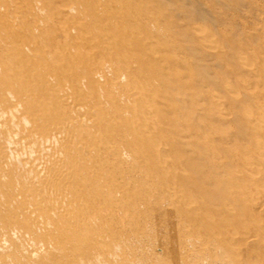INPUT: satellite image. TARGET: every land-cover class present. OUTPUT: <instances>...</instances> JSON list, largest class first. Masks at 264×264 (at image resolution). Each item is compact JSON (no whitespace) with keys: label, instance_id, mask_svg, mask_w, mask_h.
I'll return each mask as SVG.
<instances>
[{"label":"rangeland","instance_id":"rangeland-1","mask_svg":"<svg viewBox=\"0 0 264 264\" xmlns=\"http://www.w3.org/2000/svg\"><path fill=\"white\" fill-rule=\"evenodd\" d=\"M139 1L0 0V80L9 85L14 80L12 73L16 78L23 73L21 77L28 81H17L19 84L10 90L14 95L28 94L34 109L53 104L50 93L55 81L61 97L67 89V100L75 96L85 107L99 110L96 118L102 117L111 126L110 130L103 129L105 137L110 134L111 143H118L115 131H128V127L114 119L126 108L128 113L139 114V110L118 97L127 88L129 76L111 59L115 57L112 50H122L118 56L131 60L133 73L143 81L154 71L170 75L165 87L155 94L135 88L139 96H156L153 103L146 101L149 108H154L157 100L174 106L170 99L179 97L178 122L172 109L157 112L163 124L157 122L154 127L164 136L157 153L149 142L147 147L144 142L139 144L146 137L150 139L143 129L150 131L151 124L150 129L140 127L139 115L124 114L133 124L129 139L142 152L131 153L128 171L123 173L128 186L125 197L131 206L126 204V214L124 210L119 212L123 219L116 220L111 230L100 233V249L111 253L103 264H157L159 257L162 264H264V120L251 129L240 118L241 101L256 105L252 110L264 115V0H149L161 19L150 17L153 9ZM142 25L148 30L145 33ZM201 32L206 40L200 37ZM146 41L150 43L146 45ZM118 42L123 45L118 46ZM83 74L88 78L79 85L78 78ZM111 99L122 106L113 107ZM172 138L180 140L174 144ZM111 143L107 145L111 147ZM209 153L215 158H209ZM112 169L119 172L122 168ZM187 177L200 181L208 194H221L223 199L203 202L194 186L182 193ZM16 187L15 191L19 184ZM8 192V184L0 182V195L5 197L0 198V264H26L30 260L29 264H82L78 260L82 254L70 242L46 239L40 222L31 225L26 219L28 211L18 217L16 210L21 207ZM202 202L207 204V222H191L170 211L193 209ZM156 203L163 209H157ZM200 225L212 226L206 239L198 230ZM121 237L125 241L118 246L115 242ZM212 238L217 246L207 242ZM48 241L52 249L59 246L62 252H53L46 246Z\"/></svg>","mask_w":264,"mask_h":264},{"label":"bare ground","instance_id":"bare-ground-1","mask_svg":"<svg viewBox=\"0 0 264 264\" xmlns=\"http://www.w3.org/2000/svg\"><path fill=\"white\" fill-rule=\"evenodd\" d=\"M148 1L149 0H140L139 3L140 4L143 3L144 5L149 6L154 11V6L149 4ZM113 4L115 3L113 2ZM153 11L150 12L148 15L152 18H160V15L156 11L154 12ZM140 29L144 33L145 31H148L146 27L143 25L140 26ZM197 31L200 33V30H197ZM203 34L204 33L201 32L200 37L206 40V37H203ZM165 35L166 34H164V36ZM118 43H119L118 46L123 45V42H118ZM147 43H150V42L146 41V45ZM209 46L212 47L211 45ZM120 51L112 50V52L114 53L113 55L115 57H112L111 59L120 64V66L123 68L122 70H124L128 74L129 81L126 84L127 88L125 89L124 93L121 94V92H123L121 91L119 93L121 94V96L120 95L119 96L116 95V96L121 98V100H123L125 104H127V106L133 103L134 107L139 110V114H136L135 112L128 113L129 112L127 111L128 108H126L125 112L126 114H128V116L132 115V117L139 115L140 116L139 121L141 123L139 124L140 127L148 126L149 128L150 126L149 124H151L150 128L153 127L151 129L153 131L151 130L148 131V129H143V131L146 132L149 135V137L151 136L150 139H147L146 137L145 140L144 141L141 140L140 141L141 143L139 144L142 145V143L144 142V146L147 147L148 144L150 143L151 145H153L152 149L155 150V152L157 153L159 149L156 147L158 143L160 142V140L162 141L164 139L163 138L164 136L161 135V133L157 131L158 129L154 127L157 122L158 124L162 123L161 122L162 118L158 120L159 115L157 114V112L159 113L160 109L164 110V108H166L165 111L170 109L169 112H171V109H172V111L174 110L173 113L175 115L176 121L178 120V118L180 119V116H181L179 112L180 110H178L179 115L177 114V109L180 108V106L179 108L177 106L179 97L177 98L173 97L172 99H170V101L174 103V106H171L170 104L162 103L159 100H157L154 108H149L148 104H146V101L152 100V103H153L154 100H156V96L153 94L150 95L149 93L147 94L143 93L142 95L139 96V93L136 92V89L140 87L141 89H147L148 92L152 91L155 94L158 91L162 90L163 87H165L166 82L168 81V77L170 78V75L167 76L165 74H158L156 73V71H154L152 73L150 72L149 77H145V81H143L140 75L138 76L136 73H133L134 67H132L131 65L132 64L131 60H126L118 56V54H120ZM156 53L157 52H155L154 54ZM241 58L245 59L243 57ZM160 61L161 60H159V62ZM12 74L14 75V78H13L14 80L10 81L9 85H5L4 83L5 81L0 80V182H3L4 184H8L9 192L11 193L10 195L14 198V202L16 201V203L20 205L21 207L20 211L16 210L18 212L17 213L18 217L19 215L24 214L26 211H28L30 214L27 215L26 219L30 220L31 225L32 223L34 224L35 222L37 223L40 222L45 228V230L42 229V231L44 232L46 239H49V240L53 239L54 241H57V242L60 240L63 242L67 241L68 243L70 242L72 246L74 247V250L78 251L80 253L79 255L82 254V257L78 259L82 264H103L104 260L109 258L111 253L110 251L108 252L104 249H100L102 248V246H99L100 244L99 239L102 237L100 233L107 231L109 229L111 230V227H113L116 220L123 219L119 215L120 214L119 212H122L124 210V212L122 213L126 214L127 209H128L126 204L131 206L130 200H128L125 197L127 194L126 187L128 186L126 184L127 177L126 175L124 176L123 173H126L128 171V168H129L128 159L131 157V153L135 152V153L141 154L140 152H142L139 148L137 149L135 144L132 143V141H130L129 139L130 135H132L131 132L133 131V126H132L133 124L130 122L131 119L130 118L127 119L124 117L125 112L124 114L123 113L121 114V117L119 116V114L117 115L118 118L114 119L115 122L118 125L122 123L125 124L128 127V128L126 127L128 131L125 130L124 128L122 129L119 128L120 131H115V134H114V136H117L118 138V143L116 142L111 143V141H113L111 135L109 134L108 138L105 137L106 136L105 130H103L107 128L110 130L111 126H109L105 121H102V117L96 118L95 115H98V112L100 114L99 110L97 111L96 109H92V106L85 107L84 104H80L75 99V96L71 97L70 100H67L66 99V95L68 93L67 89L64 90L66 92H64V96L61 97L56 92V87L58 86L56 85L57 83L55 81H53L54 86L51 89L52 93H50L53 104H50L49 107H43L39 105L40 107H36V109H34L32 105L33 103L30 102V98L28 94L20 95L18 93L14 95L12 94L13 91L10 90L11 86L19 84L17 83V81L21 83H25L26 81H28V78L26 79L24 77H21V76H24L23 73L17 74L18 76L17 78L14 73ZM120 77L122 78V75ZM87 78L88 76L86 74L81 75V77L78 78L79 85H82L83 82ZM138 80L142 82L140 83ZM157 82H159L160 84L158 85ZM116 86H119V85L116 84ZM241 86L243 87V85ZM122 97L124 99H122ZM247 99L249 98L247 97ZM111 100H112L113 107L119 108L120 106H122L119 102L114 101L113 99ZM103 102L104 101L101 100L100 103H103ZM241 102H240V109H241L240 118L244 122H247L245 124H247L248 127L252 126L257 121L264 120V115L260 111L254 112L256 109L254 111L252 110L254 107H256V105L254 107H251L248 101H246L245 103H241ZM237 106L238 104L235 103V109L237 108ZM41 107L42 109H44V111L41 110ZM118 110L120 111V109ZM40 112H42V114L39 115ZM252 127L250 128L252 129ZM203 137H205V135ZM171 140H173L172 142H174L175 144L179 142L180 139H178L177 142H175L176 139L172 138ZM108 142L111 143L112 145L111 147L107 145ZM172 146H173V143L170 146V148ZM208 157L215 158L212 153H209ZM115 166H119L122 169H120L119 172L114 171L112 168H114ZM181 177L179 179H181ZM184 180L186 181V183L185 181H183V184L185 186H183L182 188V193L184 194L187 193V191H189L190 187L194 186V189L198 191V194L203 202L208 201V200H214V199L220 200V198H222L220 197L221 194L219 196V194L211 195L205 192L203 190V187L200 184V181L190 179V177H187ZM17 184H19V189H16L17 191H15V187L17 186ZM215 185L217 186L218 184H215ZM0 198H1V195H0ZM4 198H1V199H4ZM203 202L197 205V207L193 209H187L183 207L178 210L177 209L175 210L174 208L173 210L171 209L170 211L171 212L177 211L179 215L182 217V219H185L191 222L194 220L196 221L205 220V222H207L206 219L208 218L209 213L207 212V204H204ZM7 204H10V203H7ZM11 204H13V200ZM156 204H157L156 205L157 209L159 208L163 209V207H160L158 203ZM199 210L201 211V214L199 213ZM4 222L6 223V221ZM123 222H125V220ZM34 225L32 226L33 229L35 228ZM20 226L22 225L20 224L19 227ZM198 227H199L198 230L200 234H202L204 236V239H206L207 234L212 229V226L206 227V225H203V226L200 225ZM144 228L143 230H145ZM118 229H122V228H118ZM160 229L162 230V228H159V230ZM38 230H40V228H38ZM32 232L34 233V231ZM127 232H129V230ZM22 233L24 235V232ZM120 233L121 232H119V234ZM149 233L148 235L150 236L152 232L150 234ZM153 233L155 234V232ZM133 234H136V232ZM115 236L117 235L115 234ZM126 237L128 238L127 235ZM121 238H120L121 240L120 242L114 241L118 246L121 243H123V240L125 237H123L122 239ZM138 238H140V236ZM141 238L144 240L146 239L145 237L144 238L141 237ZM111 239L113 238L111 237ZM155 239L156 238H154L153 240L154 241L153 244H155ZM114 242L113 244L115 247ZM207 242H210L211 245L217 246L215 244L214 238H212L211 241H207ZM125 243L127 244V242ZM134 243H137V242L134 241ZM134 243L133 245H135ZM219 243L222 246L223 240L221 239ZM85 244L89 246L87 249H84ZM188 244L190 245V242H188ZM46 246L48 247L51 246V245L49 246V241ZM18 247L20 249V245H18ZM118 248L117 246L115 247V249H118ZM133 248L134 247L132 246V249ZM50 249L53 250V252L55 251L56 254L59 250L62 252L61 250L62 248H59V246L54 247L55 250L52 249L51 247ZM111 251H113V249ZM195 251H192V252H195ZM208 251L210 252L209 249ZM25 252H26V249H25ZM21 253L24 254V252L22 251ZM156 253L158 254L159 252H156ZM116 254H118V251L116 252ZM122 254L120 255L121 258L123 256ZM33 255H36V254L34 253ZM112 256L116 257L115 254H113ZM118 256L119 255H117V257ZM32 257L34 258V256ZM73 257H75V255ZM154 258L155 257H153V259ZM159 258H162V257H159ZM159 258L157 259L158 263L156 261L155 262L157 264H162L159 261ZM124 259H127V258H124ZM121 260H123V258ZM200 260H201V257H200ZM30 261L29 262L24 261V262H26V264L27 263L29 264ZM47 261L48 260L46 258V262ZM5 262L7 261L5 260ZM48 262H51V261L49 260ZM120 262H124V261H120ZM108 263L111 264L110 261ZM129 263L131 262L129 261ZM171 264H173V262Z\"/></svg>","mask_w":264,"mask_h":264}]
</instances>
